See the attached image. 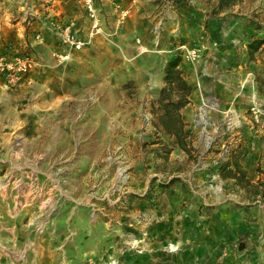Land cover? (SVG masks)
Segmentation results:
<instances>
[{
  "label": "rangeland",
  "instance_id": "374dc122",
  "mask_svg": "<svg viewBox=\"0 0 264 264\" xmlns=\"http://www.w3.org/2000/svg\"><path fill=\"white\" fill-rule=\"evenodd\" d=\"M109 1L95 0L102 31L89 37L80 0H0V57L32 63L18 78L0 71V264H181L185 257H166L170 245L211 248L198 236L234 234L225 221L234 206L247 222L234 242L258 263L261 245L245 234L256 236L259 218L264 224V171L249 175L242 165L264 150V122L250 111L262 108L264 70L246 65V42L264 34L255 27L264 26V0L223 10L217 0ZM135 11L148 26L174 13L185 32L170 29L161 46L121 43ZM198 13L205 19L196 31ZM70 23L86 41L79 49L63 43ZM193 47L199 58L191 62ZM172 55L192 85L179 110L184 149L157 119ZM262 55L264 47L252 64ZM230 60L244 64L242 74ZM235 160L241 182L221 172ZM172 177L180 182L168 186Z\"/></svg>",
  "mask_w": 264,
  "mask_h": 264
},
{
  "label": "crops",
  "instance_id": "0c3cea01",
  "mask_svg": "<svg viewBox=\"0 0 264 264\" xmlns=\"http://www.w3.org/2000/svg\"><path fill=\"white\" fill-rule=\"evenodd\" d=\"M109 3L110 1L106 0L105 5L106 6L109 5ZM164 15H167V13L162 14V16L159 15L158 18L154 21L153 25L151 24L150 26H148V24L146 23L147 21H145L143 16H141L138 11H135L132 14V16L130 15L129 18L126 19L125 25H122V29L119 30L120 31L119 33H121L123 39L126 38L124 39L125 41H123L122 39L121 43H124V42L127 43V39L130 38L132 41L130 40V42L128 43H133L132 46L138 45L139 47L140 45H143V44H148L150 46H153V45L161 46L160 44L162 40L164 39L163 34H167V35L170 34L171 33L169 32L170 29H172L173 31L179 30L178 32L180 33L185 32L184 28H182L181 25L179 26L178 24V15L174 13L172 14L169 13L168 16L166 17ZM75 18H76L75 19L76 24L79 25L81 22L80 21L81 15L77 14L75 15ZM154 18L155 16L153 15L149 21L153 20ZM179 18L182 20L181 17ZM174 19H177L176 20L177 23L175 27L173 23ZM204 19H205V16L201 15V13H198V16L195 17L194 19L195 22L193 23H194V28L196 29V31L201 27V24L204 21ZM197 21H199L200 23L198 24ZM212 25H210V27L211 26L214 27V24ZM115 27H116L115 28L116 31H118V25ZM156 29H158L160 32L156 31ZM189 31H191V29ZM156 32H159V36H155ZM134 35H137L140 37L134 40ZM143 36H145V38ZM101 42L102 41H99V45ZM136 43H139V44H136ZM125 46H128V45L125 44ZM262 47H264V44H262V46L257 51H254L253 53H249L248 51L250 58L252 57V55H255L256 53H258V51L261 50ZM219 55L225 57L224 54H222V51ZM262 56H260L258 60L259 61L262 60L263 64H259V61H257L258 64L255 66V64H252V60L250 58H247V61L250 63H246V65L249 64L248 66L250 68H253L254 70H260V71L264 70V59L262 58ZM226 63L228 66H230L233 69L236 67L239 68L240 70L238 72L242 74L243 67H245L244 64L241 65L240 62H238V60L237 61L230 60L229 62L226 61ZM250 68H248V70L246 71V76L248 78H250V76L252 77V74L250 73L251 72ZM258 102H259L258 104L264 110V95L258 98ZM260 120L264 122V118ZM260 145L262 148H264V138L262 139V142ZM252 156H253V159L254 158L258 159V155L256 156L252 154ZM242 166L244 169H246V173L249 175H252L255 173L257 174L258 173L257 168H260L262 171H264V150H262V155L259 158V160H256V163L252 161L249 165L247 164V165H242ZM259 177H260V180H263L262 175ZM237 203L240 205H245V204H248L249 202L248 201H244V202L237 201ZM245 215L246 214L243 212V210H241V208L237 206L231 207V210L228 211V216L225 221L227 222L226 227H228L229 230H232L234 234L232 233L225 234L224 232L223 233L216 232L214 233L215 235L213 233L208 234V235L207 233H204V234H201V236H198V237L203 238L200 241H205L206 239H208L211 242L210 243L211 248H209L205 242H202V244L200 245L197 244V247H192L186 250H180V249L176 250L174 248L176 247L175 245L177 244L174 245L173 243H171L173 245H170V248L173 247V250H170V252H167L165 254L166 257L171 258V259L177 256L185 257L186 258L185 262L181 264H252L250 255L247 253V251L244 248L242 249L240 243L237 244L236 242H234L235 236L237 235L239 236V234H241L240 230H244L245 225H247L246 220L243 219V216ZM213 219H214V214L210 216V223L212 222ZM254 223H255L256 229L259 228L260 231H257L256 236H253L251 234L249 235L248 233H246L245 237L252 238V239L255 238V240L259 242L261 246H258L257 249L259 251V257L261 261H259L256 264H264V230H262V227H264V224L262 223L260 218L257 221H254ZM198 237L193 238V239H195V241H198L200 239ZM187 239L188 238H185V240ZM179 241H183V239ZM232 243H234L235 245H233Z\"/></svg>",
  "mask_w": 264,
  "mask_h": 264
},
{
  "label": "trees",
  "instance_id": "16d2710c",
  "mask_svg": "<svg viewBox=\"0 0 264 264\" xmlns=\"http://www.w3.org/2000/svg\"><path fill=\"white\" fill-rule=\"evenodd\" d=\"M242 0H217L216 10L226 9L234 4L241 2ZM249 26H252L251 24ZM256 29H260L264 32V26H255ZM254 36V35H252ZM262 44H264V34L259 38H252L246 42V47L249 53L257 51ZM181 62L179 55H172L166 60L163 73H164V86L160 89L159 102L161 105V111L157 115L159 126L165 133L172 136L177 141L178 145L184 149L181 136L183 131V123L181 120L179 110L188 103V97L192 91V85L188 83L182 71L178 68ZM263 83L264 80H259ZM233 168H229L228 163L224 164L221 168V172L225 178H231L236 181H242L245 177V172L240 168L237 160L233 163ZM180 182L179 178L172 177L168 180L167 184L172 185L175 182Z\"/></svg>",
  "mask_w": 264,
  "mask_h": 264
},
{
  "label": "built area",
  "instance_id": "2783aa9c",
  "mask_svg": "<svg viewBox=\"0 0 264 264\" xmlns=\"http://www.w3.org/2000/svg\"><path fill=\"white\" fill-rule=\"evenodd\" d=\"M82 8L86 14V18L90 24L89 37L94 36L97 33L102 31L99 16L98 8L96 7L95 0H80ZM129 12V7L120 10V21L124 19ZM73 23L65 27L63 34V43L79 49L83 47L86 41L81 40L70 32V27ZM182 47H184L182 45ZM185 59L193 62L199 58V50L196 47L186 50ZM60 58L67 59L66 55H60ZM32 66L30 59L24 55H18L13 57V59H7L4 56L0 57V71L6 70L11 78H18L21 74H26ZM205 104V102H203ZM252 117L255 121L264 118V110L257 106L256 104L250 107Z\"/></svg>",
  "mask_w": 264,
  "mask_h": 264
},
{
  "label": "bare ground",
  "instance_id": "6f19581e",
  "mask_svg": "<svg viewBox=\"0 0 264 264\" xmlns=\"http://www.w3.org/2000/svg\"><path fill=\"white\" fill-rule=\"evenodd\" d=\"M173 249V247H171ZM113 263V262H112Z\"/></svg>",
  "mask_w": 264,
  "mask_h": 264
}]
</instances>
